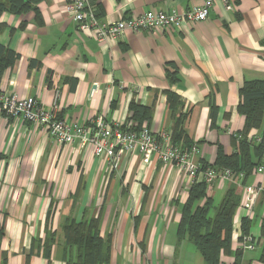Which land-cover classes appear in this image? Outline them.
Returning a JSON list of instances; mask_svg holds the SVG:
<instances>
[{
    "label": "crops",
    "instance_id": "crops-1",
    "mask_svg": "<svg viewBox=\"0 0 264 264\" xmlns=\"http://www.w3.org/2000/svg\"><path fill=\"white\" fill-rule=\"evenodd\" d=\"M203 2L90 0L104 23ZM228 4L232 10L217 1L204 22L184 23L180 30L125 31L104 43L77 33L65 0H43L38 16L3 12L0 44L18 58L0 77V90L32 97L68 123L102 116L127 125L133 104L147 112L144 123L152 133H171L173 118L181 113L183 130L197 150L194 160L203 169L213 166L218 149L227 156L237 153L244 127L237 112L239 89L248 81H264V0ZM166 72H176L177 82L169 83ZM167 92L180 98L177 110L169 107ZM263 131L264 116L248 142L258 144ZM255 168L247 177L242 173L237 184L218 182L210 189L214 207L231 186L240 195L230 253L220 254V264H264V177ZM191 185L176 167L135 152L111 169L87 147L56 144L46 130L0 112V264H64L56 246L60 227L66 218L83 216H99L101 236H111L110 264H205L187 238H177ZM245 186L262 187L246 213L240 207ZM243 219L253 250L238 248ZM47 231L54 232L56 244L49 260L41 255Z\"/></svg>",
    "mask_w": 264,
    "mask_h": 264
},
{
    "label": "trees",
    "instance_id": "trees-1",
    "mask_svg": "<svg viewBox=\"0 0 264 264\" xmlns=\"http://www.w3.org/2000/svg\"><path fill=\"white\" fill-rule=\"evenodd\" d=\"M43 0H0V14L5 12L12 15L23 16L33 12L38 16V5ZM24 24L20 26L23 27ZM18 55L0 44V77L6 69L13 66ZM169 83L177 82L175 73L166 72ZM169 107L178 109L182 105L180 98L173 92H167ZM237 112L244 118L243 130L239 132L237 153L225 155L218 149L216 162L208 166L216 170L228 169L234 173H244L249 176L253 168L261 164L264 154V131L258 144L248 142L251 130L261 128L264 116V81H248L243 83L238 91ZM133 113L131 122L133 128L138 129L147 120V112L135 105H130ZM185 116L181 113L173 118L171 130L172 143L181 145L189 150L195 146L183 130ZM211 120H214L212 114ZM253 159L257 162H253ZM207 166H204V168ZM240 202V195L236 187L231 186L223 196L220 203L214 207L212 197L206 191L204 183H193L188 198L181 209V217L177 229L178 241L187 238L202 256L205 264H220V254L230 253L232 220L235 210ZM212 212V215L210 214ZM248 222L242 220V236L248 235ZM100 217L83 216L79 221L66 218L60 232L62 240L55 244L54 232H46V241L42 247V256L49 260L52 246L56 245L58 254L64 264H110L111 236H101ZM261 236L264 239V226ZM3 231L0 227V239ZM33 246V244H32ZM39 248V247H38ZM31 254V251L29 252ZM236 262L239 254L235 253ZM260 260L264 262V243ZM4 263V260L2 262Z\"/></svg>",
    "mask_w": 264,
    "mask_h": 264
},
{
    "label": "built area",
    "instance_id": "built-area-1",
    "mask_svg": "<svg viewBox=\"0 0 264 264\" xmlns=\"http://www.w3.org/2000/svg\"><path fill=\"white\" fill-rule=\"evenodd\" d=\"M217 1L222 2L226 10H232L228 0H204L201 6L187 10L152 9L107 23L98 19L90 0H65V11L75 21L77 33L88 34L98 43H104L120 39L125 31L139 33L161 32L170 28L180 30L184 23L204 22ZM0 112L13 121L29 123L46 130L56 144L87 147L93 156L104 158L111 169L119 166L124 155L135 152L148 159L155 158L162 164L176 167L191 184L198 182L201 176L207 193H210V189L218 182L233 185L243 178L242 173H234L228 169H203L194 160L197 152L195 146L186 150L181 145L172 143L170 132L152 133L146 123L134 129L132 122L122 125L118 122H108L102 116L94 117L88 123H68L57 117L55 109L44 110L36 99L20 98L2 90ZM253 172L264 177V154L261 164ZM242 191L240 207L246 213L250 211L262 187L245 186ZM254 247V240L249 235L243 236L238 243V248L242 250H253Z\"/></svg>",
    "mask_w": 264,
    "mask_h": 264
},
{
    "label": "rangeland",
    "instance_id": "rangeland-1",
    "mask_svg": "<svg viewBox=\"0 0 264 264\" xmlns=\"http://www.w3.org/2000/svg\"><path fill=\"white\" fill-rule=\"evenodd\" d=\"M217 196H218V194H217Z\"/></svg>",
    "mask_w": 264,
    "mask_h": 264
}]
</instances>
